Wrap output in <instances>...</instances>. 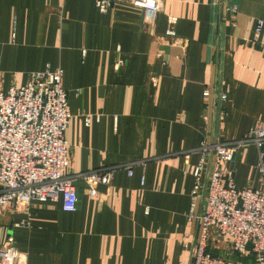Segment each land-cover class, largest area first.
Instances as JSON below:
<instances>
[{
	"label": "crops",
	"instance_id": "1",
	"mask_svg": "<svg viewBox=\"0 0 264 264\" xmlns=\"http://www.w3.org/2000/svg\"><path fill=\"white\" fill-rule=\"evenodd\" d=\"M57 67L72 114L66 175L114 177L96 198L78 183L75 212L37 201L0 210V248L27 264L193 262L200 157L184 153L264 123V0H164L154 16L125 3L102 14L96 0H0V92ZM258 155L251 144L224 168L238 189L258 187Z\"/></svg>",
	"mask_w": 264,
	"mask_h": 264
},
{
	"label": "built area",
	"instance_id": "2",
	"mask_svg": "<svg viewBox=\"0 0 264 264\" xmlns=\"http://www.w3.org/2000/svg\"><path fill=\"white\" fill-rule=\"evenodd\" d=\"M163 2L96 0V7L106 14L117 4L125 3L154 16L161 12ZM176 22L177 18H168L166 36L173 40L176 34L171 26ZM262 25L260 21L257 36ZM124 64L125 61L119 59L115 68ZM63 78L62 68H48L32 73L25 85L0 92V210H25L32 201H37L61 203L64 211L75 212L79 204L78 183H84L88 196L96 198L97 187L108 186L113 180L115 170L110 169L66 175L71 161L66 131L72 114ZM203 95L209 97L210 92L206 90ZM226 100L227 95L223 94L221 101ZM89 121L90 116H87ZM251 144L259 150L260 181L257 188L240 190L224 168ZM263 147L264 123H258L242 139L226 143L205 139L197 148L184 153L185 158L194 152L200 157L193 173L195 181L189 213L191 221L199 220L192 264H246L244 259L264 264ZM137 164L139 162L126 167L130 176ZM221 241L225 247L219 244ZM221 250L226 252V257L217 253ZM234 257L237 260L232 259ZM0 264L27 263L16 248L6 244L0 248Z\"/></svg>",
	"mask_w": 264,
	"mask_h": 264
},
{
	"label": "water",
	"instance_id": "3",
	"mask_svg": "<svg viewBox=\"0 0 264 264\" xmlns=\"http://www.w3.org/2000/svg\"><path fill=\"white\" fill-rule=\"evenodd\" d=\"M231 166H233V163H232ZM204 196H205V189H204V193H203V197H202V202H201V207H200L199 214H201V211H202V206H203ZM198 229H199V222H198ZM198 229H197V233H196V237H195L194 249H195V244H196V240H197ZM194 249H193V250H194ZM193 252H194V251H193ZM192 263H193V262H192V260H191L190 264H192Z\"/></svg>",
	"mask_w": 264,
	"mask_h": 264
},
{
	"label": "rangeland",
	"instance_id": "4",
	"mask_svg": "<svg viewBox=\"0 0 264 264\" xmlns=\"http://www.w3.org/2000/svg\"><path fill=\"white\" fill-rule=\"evenodd\" d=\"M220 253V255H222V256H224V257H226V252L224 251H221V252H219ZM232 259H234V260H237V258L236 257H234V258H232Z\"/></svg>",
	"mask_w": 264,
	"mask_h": 264
}]
</instances>
